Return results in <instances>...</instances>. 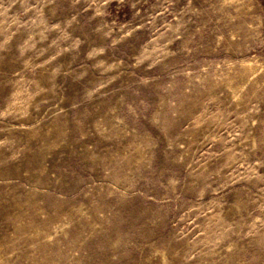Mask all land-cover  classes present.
Wrapping results in <instances>:
<instances>
[{
	"label": "rangeland",
	"instance_id": "374dc122",
	"mask_svg": "<svg viewBox=\"0 0 264 264\" xmlns=\"http://www.w3.org/2000/svg\"><path fill=\"white\" fill-rule=\"evenodd\" d=\"M0 264H264V0H0Z\"/></svg>",
	"mask_w": 264,
	"mask_h": 264
}]
</instances>
